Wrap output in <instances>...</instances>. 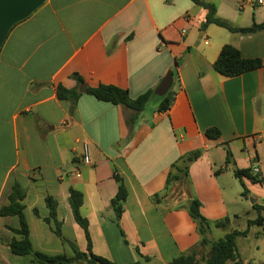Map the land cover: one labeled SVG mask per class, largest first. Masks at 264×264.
Here are the masks:
<instances>
[{"label":"crops","instance_id":"1","mask_svg":"<svg viewBox=\"0 0 264 264\" xmlns=\"http://www.w3.org/2000/svg\"><path fill=\"white\" fill-rule=\"evenodd\" d=\"M202 1L236 27L264 23L258 9L264 4L257 0ZM207 13L192 0H46L11 31L0 52V209L15 182L26 189L24 214L35 251L71 257L66 240L87 252L85 231L69 203L71 189L83 194L80 212L89 223L93 253L116 264H168L182 254L207 264L211 251L200 244L190 202L200 201L213 230L234 212L229 192L245 199L242 183L247 200H264V183L233 173L250 168L264 180V29L245 34L205 27ZM248 14L251 26L243 25ZM225 45L245 59H261L263 67L235 78L218 74L214 63ZM167 72L176 76L165 113L158 105L150 115L147 107L135 113L79 92L82 84L87 90L111 85L136 99L154 92ZM59 85L81 94L76 110L59 100ZM211 128L219 129V139L206 137ZM85 143L92 166L83 163ZM226 147L235 166L225 167ZM194 151L201 156L188 176L165 192L171 165ZM115 172L128 190L119 222L112 206ZM47 196L58 204L63 238L45 222ZM255 227L238 239L248 240ZM19 229L18 217L0 216V264H42L13 255L10 243L21 239L13 230ZM237 250L242 264L238 243Z\"/></svg>","mask_w":264,"mask_h":264},{"label":"trees","instance_id":"2","mask_svg":"<svg viewBox=\"0 0 264 264\" xmlns=\"http://www.w3.org/2000/svg\"><path fill=\"white\" fill-rule=\"evenodd\" d=\"M196 5H200L207 10L206 24L208 25L214 24L215 26L224 28L232 33H253L259 30L264 29V23L256 24L254 23L251 27L247 28H239L231 24L230 22L223 20L217 16V8L214 4L202 1V0H192ZM14 29V28H13ZM220 54L217 60L214 63V69L218 74L225 76L227 78H235L241 76L245 73L255 71L261 69L263 67V62L261 59H245L242 57L241 52L231 46L225 45L222 49H220ZM176 67H178V62L176 63ZM176 73L173 72V76ZM79 83H83V79L79 77ZM87 93L89 95H93L97 100L111 103L115 106H122L128 108L135 113L142 112L151 101L154 96L153 91H148L136 99H132L130 97L129 91L126 89H122L116 86L111 85H99L95 88H88ZM59 100L68 101L72 104V110H76L77 103L81 94L78 93L77 90H70L65 88L62 85L57 87V94ZM173 102V94L172 91L161 98V102L158 107V112L165 113L170 110ZM132 125V124H128ZM205 135L210 140H217L221 137V132L217 128L208 129L205 132ZM117 144L116 147H118ZM226 165H234L235 162L233 160L232 153L228 147H226ZM201 156L200 151L190 152L184 155H181L170 167L166 185L164 191L167 192L170 188L178 181H181L182 178H186L188 176L190 166L198 160ZM234 176L242 180L244 177H247L254 183H264V180L261 178L259 173H256L253 169H238L234 168L233 170ZM114 179L118 183V193L116 197L112 200L113 209L117 215V222L120 221L121 216L124 212V204L128 197V190L125 185L124 179L115 172ZM243 193L241 194L243 198H249V190L242 183ZM11 194L8 198V204L3 206L0 209L1 217H18L20 220V229L13 230L14 233L21 235V239H14L10 243V248L13 255L18 257L31 256L35 262L42 264H116L112 261L98 256L93 253L92 250V242L89 236V223L86 218L81 215V207L83 205V194L77 190H70L69 203L71 206V210L73 213L74 220L77 224H79L83 230L85 231L88 246L87 252L80 251L77 246L73 243L65 242L70 245L73 256H65L63 255H48L45 253H41L35 251L30 238L29 225L27 223L25 214H24V205L23 201L26 197V190L18 183L15 182L11 189ZM160 195L155 194L153 196V200L155 202H160ZM46 204L49 209V217L45 219V222L49 225H53V232L59 237H62V222L58 219L57 213V202L51 197H46ZM253 209L257 213V218L253 220H248L247 229L240 231L234 230L226 234L224 238L218 240H211L209 238V234L211 232V228L213 224L201 213V203L200 201L194 199L190 202L188 206V213L190 218L195 222L197 226V231L200 236V244L202 246H208L211 251V256L207 260V264H241L239 261V255L237 250V239L240 237H247L250 232V229L254 226L263 227L264 226V200L259 204L256 203L253 206ZM35 213H38L35 210ZM38 215V214H37ZM229 218H225L223 220H219L214 223L216 228H226L229 225ZM142 257L141 255H139ZM147 259V258H145ZM197 258L196 254H182L173 260H171L168 264H196ZM133 264H140L139 262Z\"/></svg>","mask_w":264,"mask_h":264},{"label":"rangeland","instance_id":"3","mask_svg":"<svg viewBox=\"0 0 264 264\" xmlns=\"http://www.w3.org/2000/svg\"><path fill=\"white\" fill-rule=\"evenodd\" d=\"M258 9L264 10L261 7H258ZM251 24H252L251 15L248 14V16L245 17V23L243 25L251 26ZM160 102H161V97L153 96V98L151 99V105L147 106L145 110V115H150L152 113V108L155 107L156 105L159 106ZM237 189L238 192L242 190V187L239 183H237L236 185V190ZM227 201L229 203V207L231 211L234 212L235 210L238 211L235 213H238L239 218L234 217L233 214L234 212H232L229 219L230 226L227 229L214 227V229L212 230L211 228L212 232H210L209 234V238L211 240L223 238L227 233L231 232V230L232 231L245 230L247 229L248 220H253L257 218V213L252 207L253 202L251 199L249 200L242 199L241 196L237 194V192L232 191L229 192L227 196ZM252 231H253L252 236L249 237L248 240L245 241L244 239H238L237 241L241 255L240 259L242 261V264H264V226L263 227L256 226L255 228L252 229ZM255 232L260 233L263 237L257 239L255 236Z\"/></svg>","mask_w":264,"mask_h":264},{"label":"water","instance_id":"4","mask_svg":"<svg viewBox=\"0 0 264 264\" xmlns=\"http://www.w3.org/2000/svg\"><path fill=\"white\" fill-rule=\"evenodd\" d=\"M45 3L46 0H0V52L13 28L31 17ZM173 83V73L167 72L154 90V95L161 98L168 95ZM79 92L86 93L87 86L82 84ZM252 202L256 203L255 200Z\"/></svg>","mask_w":264,"mask_h":264},{"label":"built area","instance_id":"5","mask_svg":"<svg viewBox=\"0 0 264 264\" xmlns=\"http://www.w3.org/2000/svg\"><path fill=\"white\" fill-rule=\"evenodd\" d=\"M251 1V0H249ZM264 0H257V3L259 5H263ZM83 163L87 166H92L93 160H92V150L91 145L89 143H85L83 147Z\"/></svg>","mask_w":264,"mask_h":264}]
</instances>
